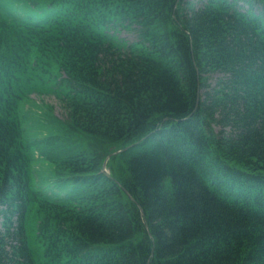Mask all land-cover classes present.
I'll list each match as a JSON object with an SVG mask.
<instances>
[{
  "label": "trees",
  "instance_id": "1",
  "mask_svg": "<svg viewBox=\"0 0 264 264\" xmlns=\"http://www.w3.org/2000/svg\"><path fill=\"white\" fill-rule=\"evenodd\" d=\"M0 264H264V0H0Z\"/></svg>",
  "mask_w": 264,
  "mask_h": 264
},
{
  "label": "rangeland",
  "instance_id": "2",
  "mask_svg": "<svg viewBox=\"0 0 264 264\" xmlns=\"http://www.w3.org/2000/svg\"><path fill=\"white\" fill-rule=\"evenodd\" d=\"M121 36L127 37L129 41H134L136 38L135 33L127 29L122 30ZM213 81L214 80H212V82ZM22 113L26 126L25 133L32 139H36L41 135H47L48 138L53 134L59 135V133L65 129V123L71 119L70 110L66 108V105L61 100H58L53 95H30L22 101ZM70 130H72V128ZM75 138L74 141L80 140L79 133L76 134ZM81 141L87 144V140L83 139V137H81ZM71 145L76 149L75 145L79 144L72 143ZM113 154L116 155L119 154V152L114 151ZM110 158L111 156L105 158L103 170L111 173L113 166L117 176L119 174L122 175L126 166L125 157H122V159L118 157L116 160H111V163ZM37 167L41 174L44 175L48 173V165L37 163Z\"/></svg>",
  "mask_w": 264,
  "mask_h": 264
}]
</instances>
